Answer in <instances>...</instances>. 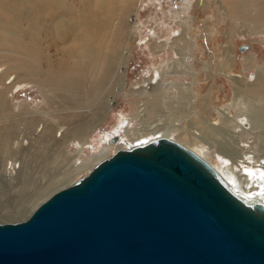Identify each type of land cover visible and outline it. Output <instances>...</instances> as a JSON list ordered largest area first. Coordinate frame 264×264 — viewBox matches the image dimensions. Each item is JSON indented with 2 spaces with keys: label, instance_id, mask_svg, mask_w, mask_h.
I'll return each mask as SVG.
<instances>
[{
  "label": "bare ground",
  "instance_id": "6f19581e",
  "mask_svg": "<svg viewBox=\"0 0 264 264\" xmlns=\"http://www.w3.org/2000/svg\"><path fill=\"white\" fill-rule=\"evenodd\" d=\"M147 1L158 2L157 9L169 20L159 23L161 31H149L150 50L158 49L157 54L173 51L177 58L151 64L145 77L134 84L132 92L138 99L134 107L136 114L123 117L117 124L111 137H116V142L107 140L87 158L78 159L81 152L70 153L66 147L72 140L83 142L109 113L111 107L106 93L118 96L123 91L126 72L122 69L133 37L127 15L133 11L132 7L145 4V0H0V83L2 81L3 90H11L12 97L14 91L33 82L50 93L43 96L44 107L36 105L29 109L23 104L15 119L10 113H3L9 110V101L5 102L0 93V181L3 184L0 186L8 190L5 194L9 190L16 192L10 197L11 202L6 201L12 211L23 216L21 221L54 192L73 184L72 179L79 172L91 171L111 151L130 149L139 141L158 138L174 142L173 138H178L179 144L209 164L235 195L244 201L264 203V141L261 138L264 110L250 103L262 95L264 100L260 72L255 73L253 81L232 80L235 84L232 83V101L216 109L218 119L212 122L195 112L193 102L198 92L191 96V88H188L193 84L163 82L168 75L197 79L198 73L190 70L194 68L192 61L186 62L184 57L197 47L190 44V36H182L184 32L189 34L193 26L190 15L193 2L203 11L213 13L214 10L215 14L224 15V6L243 4L247 7L253 0H232V3L184 0L164 12L160 9L164 0ZM260 3L264 9V0ZM237 22L232 19V23ZM180 27L183 32L179 31ZM45 44L65 49L51 54L48 50L45 52ZM246 63H243V70L249 68ZM208 64L202 65L200 70L206 73ZM220 73L223 74V70ZM154 75L158 79L151 85ZM147 87H152V91L148 92ZM171 89L178 90L177 98L167 97L166 91ZM211 94L210 90L203 97L209 100ZM182 99L189 102L188 115ZM238 106L245 110L241 111ZM43 109L61 114L58 122L50 123L44 117L48 112ZM231 109L237 111L232 114ZM82 112L88 114L82 118ZM163 112L169 120H162ZM153 117L157 118L152 120ZM70 120L73 122L68 123ZM40 126V133L35 136ZM57 127L62 131L58 138ZM228 128L233 131L229 132ZM230 133L237 135L233 142H230ZM241 135L254 139L248 151L237 140ZM47 146L51 147L48 153ZM3 196L0 192V201ZM0 223L16 222L4 220L0 213Z\"/></svg>",
  "mask_w": 264,
  "mask_h": 264
},
{
  "label": "water",
  "instance_id": "95a60500",
  "mask_svg": "<svg viewBox=\"0 0 264 264\" xmlns=\"http://www.w3.org/2000/svg\"><path fill=\"white\" fill-rule=\"evenodd\" d=\"M0 264H264V203L177 142L139 141L0 223Z\"/></svg>",
  "mask_w": 264,
  "mask_h": 264
},
{
  "label": "rangeland",
  "instance_id": "374dc122",
  "mask_svg": "<svg viewBox=\"0 0 264 264\" xmlns=\"http://www.w3.org/2000/svg\"><path fill=\"white\" fill-rule=\"evenodd\" d=\"M225 1H227L228 3H232V0ZM180 2L183 3L184 0H169L168 3L167 0H164V2L162 1V3L160 4V9H162L163 12L167 11L169 10L170 6L175 7ZM144 3L145 4L142 3L143 6L141 5L140 7L138 5V8L132 7L133 11H131L129 15H127V22L129 25H132L133 28V37L132 42L130 44L129 53L127 54V60L125 61V65L122 69L126 72V79L124 81L123 91L118 96L106 93L105 96H107V101L109 102L111 107L109 113L104 117L100 125L92 133H90V135L84 138L83 142H79L78 140H72L66 147V150L70 153L80 151V158L78 159H81V157L87 158L90 153L96 152L99 147L106 144V141H109L111 139L112 133L114 132L117 124L120 123L123 117H127V115L136 114L134 107L136 106L135 103H138V99L137 95L132 92V88L137 81H140L143 77H145L146 72L151 66V64L155 62L158 63L172 61L173 59L177 58V56L174 55L173 51H168V54H157L155 52L158 51V49L154 50L152 48L150 50L151 44L150 42H147L149 31H161L159 30L158 26L159 23H168L169 20L167 16H164V13H162V11L157 9L158 2L155 1L149 3L147 0H145ZM261 8L262 10L259 12ZM248 9L249 11H251L249 12ZM224 10V15L223 13H220V15L215 14L214 10L213 13L207 10L203 11L202 8L197 7V4L193 2L190 11V15L192 16L191 19H193V26L192 29H190L189 34H186L184 32L182 33V36H184L185 38H187V36H190V44L192 46L195 45L197 47L195 51L187 52V56H184L186 62L192 61L191 63H193L194 68H191L190 70L192 72L198 73L197 79L195 77H187V79H185L181 76L175 77L173 75H168L163 81L170 83L176 82L177 84H193L188 88H191V96L195 94V91L198 92L193 102L195 103L193 106L194 110L195 112H199V114L204 119H206L207 121L210 120L211 122L218 119V115L216 113V109H218V107H225L227 104L229 105L231 103L233 97L232 88L235 85L233 83L234 80V82L238 81L240 83L245 80L253 81L256 77L255 73L260 72L261 75L259 80L261 82H264V9L260 3V0H253L251 5L247 3V7H245L243 4H231L229 8L227 6H224ZM242 10H245V12L243 13ZM234 18L238 20L237 24L232 23V19ZM182 29L183 27H180L179 31L181 32ZM160 36L163 37L162 34ZM181 44L182 43L180 42V45ZM245 46L247 47V49L241 51L242 47ZM43 48L45 49V52L46 50H48L51 54H53L54 52L57 53V49H65L64 47L57 45L46 47V44L43 46ZM191 54L194 55V58L191 57ZM179 58L180 55H178V59ZM206 63L209 64L208 68L206 69L207 72L205 73L203 72V70H200V68ZM219 63L223 64L220 65ZM243 63L248 64L246 65V67L249 66L247 70H243ZM216 69L218 71H216ZM220 69L223 70V74L220 73ZM154 76L151 80V85H154L157 82L158 77L155 76L156 78H154ZM7 82L8 81H6V83ZM186 87L187 86L184 85V88ZM3 88L4 86H2L1 81L0 93L3 94V99L5 102L9 101V104L7 103L9 110L3 113H10V117L12 119L17 118L20 113L21 106L23 104H26V107H28L29 109H33V107H35L36 105H39V108L44 107L43 96L45 94L50 95V93L47 92L46 89H43L42 87L33 82H29L28 85H25L18 91H14L12 97L10 96L11 90H3ZM147 89L148 92L152 91V87H147ZM210 90L212 91V94L211 98L208 100L206 99L207 97L204 98L203 96L207 94ZM166 95L169 98L175 99L178 97V90H168L166 91ZM262 96H259L257 98L255 97L254 100H250V103L264 110V106L262 103L264 102V100L261 99ZM182 101H184V99H182L181 102ZM191 101L193 100L191 99ZM184 102H186V104L183 105V109L185 110L186 115H188L189 102ZM238 108L241 111L245 110L241 106H238ZM53 109L54 107L52 108V110ZM44 111L48 112V110ZM236 111V109H231L232 114H234ZM56 113L58 112H48L44 114V117L48 118L50 123L55 124L58 122L59 117H61V114ZM87 114L88 113L86 112H82V118H84ZM163 115L166 117H164ZM163 115H160L162 116V120H169L168 116L165 113ZM155 118L157 117H153L152 120ZM71 122H73V120H70L68 123ZM143 125H145V123H143ZM20 128L22 129L23 127L21 126ZM56 129L58 131L56 133V137L58 138L59 134L62 131L58 130V127ZM40 130L41 126L35 132V136L39 135ZM228 130L229 132L233 131L230 128H228ZM233 134L234 133L228 134L230 142H233L234 137L237 136ZM262 137V140L264 141V135L261 136V138ZM241 138H247L246 135H241L240 139L237 140L241 141L239 142V144H241L242 147L244 149L246 148L245 150L248 151L251 145H253L254 139L250 138L249 136L247 139ZM173 140H176V142H178L179 139L174 137ZM219 141H222V139ZM178 143L181 144L180 141ZM48 147L49 146H47L46 150L47 153L49 152V150H51V147ZM117 150H115V152ZM115 152L111 151V153L107 155L106 158L112 156ZM89 172L90 170L79 172L72 179L73 182L86 176ZM0 184H2L1 181ZM6 191L8 192V190H4V188L0 186V192L4 193V196L1 198L0 201V203H2L0 204V213H2L4 220H7L9 222H19L22 220L21 217L23 216L16 214L15 211H12L11 206H9L10 203H7V201L9 200L11 202L12 198L10 197H13L14 193L16 194V192L9 190V193L5 194L7 193ZM18 193L19 190L17 194Z\"/></svg>",
  "mask_w": 264,
  "mask_h": 264
}]
</instances>
